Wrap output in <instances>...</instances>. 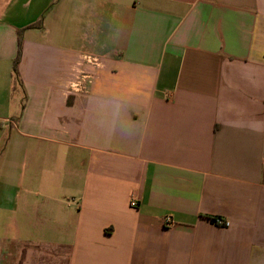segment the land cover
I'll return each mask as SVG.
<instances>
[{"label": "crops", "instance_id": "crops-1", "mask_svg": "<svg viewBox=\"0 0 264 264\" xmlns=\"http://www.w3.org/2000/svg\"><path fill=\"white\" fill-rule=\"evenodd\" d=\"M0 264H264V0H0Z\"/></svg>", "mask_w": 264, "mask_h": 264}, {"label": "built area", "instance_id": "built-area-1", "mask_svg": "<svg viewBox=\"0 0 264 264\" xmlns=\"http://www.w3.org/2000/svg\"><path fill=\"white\" fill-rule=\"evenodd\" d=\"M85 64L93 67H99L100 62L97 58H92L87 56L85 58ZM95 75L88 69L84 68L80 71L77 77L70 84V91L74 94H87L89 92V88L93 83ZM11 124L15 125V122L9 121ZM134 205V202H133ZM216 225L221 227H228L229 222H226L222 219H216ZM173 225V221L171 218L167 217L164 220L165 227H171Z\"/></svg>", "mask_w": 264, "mask_h": 264}, {"label": "trees", "instance_id": "trees-1", "mask_svg": "<svg viewBox=\"0 0 264 264\" xmlns=\"http://www.w3.org/2000/svg\"><path fill=\"white\" fill-rule=\"evenodd\" d=\"M21 57H22V34L19 37L18 55H17V58L14 61V68H13L15 86L19 85L20 87L22 86L21 77H20V74H19V64H20V61H21ZM213 222L215 223L216 219H214Z\"/></svg>", "mask_w": 264, "mask_h": 264}, {"label": "rangeland", "instance_id": "rangeland-1", "mask_svg": "<svg viewBox=\"0 0 264 264\" xmlns=\"http://www.w3.org/2000/svg\"><path fill=\"white\" fill-rule=\"evenodd\" d=\"M5 136H6V138H8V136H9V132H8V130L5 131Z\"/></svg>", "mask_w": 264, "mask_h": 264}]
</instances>
